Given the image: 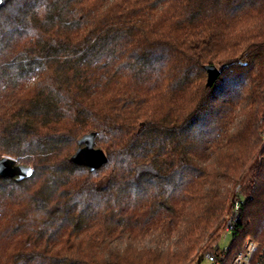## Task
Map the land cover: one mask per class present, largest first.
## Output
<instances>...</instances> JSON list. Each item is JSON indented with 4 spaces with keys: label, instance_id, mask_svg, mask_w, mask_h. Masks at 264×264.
Segmentation results:
<instances>
[{
    "label": "trees",
    "instance_id": "trees-1",
    "mask_svg": "<svg viewBox=\"0 0 264 264\" xmlns=\"http://www.w3.org/2000/svg\"><path fill=\"white\" fill-rule=\"evenodd\" d=\"M263 129L264 0H7L0 159L34 172L0 180V264L193 263L238 184L258 237Z\"/></svg>",
    "mask_w": 264,
    "mask_h": 264
},
{
    "label": "built area",
    "instance_id": "built-area-1",
    "mask_svg": "<svg viewBox=\"0 0 264 264\" xmlns=\"http://www.w3.org/2000/svg\"><path fill=\"white\" fill-rule=\"evenodd\" d=\"M262 139L264 143V129ZM251 199L252 194L239 184L218 240L192 264H264V231L258 237L249 236L240 241L246 205ZM228 236H232L233 241L230 245L222 246V241Z\"/></svg>",
    "mask_w": 264,
    "mask_h": 264
},
{
    "label": "water",
    "instance_id": "water-1",
    "mask_svg": "<svg viewBox=\"0 0 264 264\" xmlns=\"http://www.w3.org/2000/svg\"><path fill=\"white\" fill-rule=\"evenodd\" d=\"M7 0H0V10L5 6ZM208 75L207 86L212 87L221 76V70L214 66H206ZM95 133L84 136L80 141V148L71 158V163L84 166L92 171L99 170L107 162L108 157L102 149L95 147ZM32 167L18 165L14 159L4 157L0 159V180L5 178H16L18 182L30 179L33 176Z\"/></svg>",
    "mask_w": 264,
    "mask_h": 264
},
{
    "label": "rangeland",
    "instance_id": "rangeland-1",
    "mask_svg": "<svg viewBox=\"0 0 264 264\" xmlns=\"http://www.w3.org/2000/svg\"><path fill=\"white\" fill-rule=\"evenodd\" d=\"M218 68H219L220 70H222L221 67H218ZM262 146L264 147V143H262ZM261 160H262V158L260 159V162H261ZM238 185H239V184H238ZM238 185H236V187H237ZM236 187H234L233 195H235ZM233 199H234V198L232 197L231 200H230V205H229L228 212L225 214L224 218L222 219V222H221V225H220V229H219V232H218L217 236H216L211 242H208L209 245L206 246L207 249H208V247L210 248L213 244H215V242L218 240V238H219V236H220V233H221V231H222L223 228H224L225 220H226L227 216H228L229 213H230V209H231V205H232ZM241 240H242V237H241L240 241H241ZM232 241H233V237H232V236H228L225 240L222 241L221 245H222V246L230 245ZM203 252H204V250H202L200 253H203ZM199 255H200V254H199ZM188 264H192V263L190 262V263H188Z\"/></svg>",
    "mask_w": 264,
    "mask_h": 264
}]
</instances>
